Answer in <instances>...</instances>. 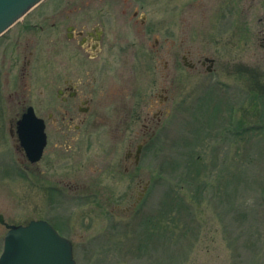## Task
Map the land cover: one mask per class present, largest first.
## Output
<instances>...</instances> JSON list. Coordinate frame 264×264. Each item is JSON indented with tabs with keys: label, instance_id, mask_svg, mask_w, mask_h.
<instances>
[{
	"label": "rangeland",
	"instance_id": "1",
	"mask_svg": "<svg viewBox=\"0 0 264 264\" xmlns=\"http://www.w3.org/2000/svg\"><path fill=\"white\" fill-rule=\"evenodd\" d=\"M151 1L48 0L0 39V214L9 225L53 223L72 241L76 264H264V0H200L202 16L198 0H157L156 19L184 4L193 13L187 35L167 39L215 63L172 68L170 103L147 130L121 143L119 133H95L71 144L48 128L43 156L28 165L8 135L12 85L24 83L25 69L29 103L43 111L37 87L54 70L57 41L68 47L74 17L113 25L123 8L150 13ZM158 122L155 143L127 164L128 148ZM149 180L154 189L133 214ZM6 231L0 224V251Z\"/></svg>",
	"mask_w": 264,
	"mask_h": 264
},
{
	"label": "flooded vegetation",
	"instance_id": "2",
	"mask_svg": "<svg viewBox=\"0 0 264 264\" xmlns=\"http://www.w3.org/2000/svg\"><path fill=\"white\" fill-rule=\"evenodd\" d=\"M171 2H163L164 7L170 6ZM157 4V0L151 1V12L148 14L141 12L139 7L131 12L123 8L120 14L115 15V23L111 22L113 25L101 17H74L65 26L68 47L61 40L57 41L50 55L54 70L41 79L37 87L44 99L43 111L37 109L38 105L29 103L32 87L30 80L25 81L26 70L22 69L24 83L12 85L7 96L10 112L7 132L26 165L35 163L29 162L19 140V122L34 126L40 119L46 135L45 147L49 142L48 128L63 131L65 139H72L71 144H76L81 134L89 137L95 133L103 134L104 138L106 133H119L121 143L126 133L141 127L147 130L155 112H161L170 103L172 68L184 66L195 70L198 64L207 71L213 69V57L199 54L195 61L190 49L184 46V39L179 42L167 39L175 32L187 35L192 25L188 15L193 13L188 14L186 4L179 6L178 11L171 7L166 11L164 8L165 15L156 19L159 14ZM202 7L198 0L194 5L195 15L202 16ZM27 17L13 28L22 25ZM108 27H112L111 33ZM129 30L132 40L128 37ZM159 36L164 38L159 39ZM23 63L29 66L30 60ZM109 68H113L112 71L108 72ZM156 68L162 78L157 90L154 78ZM105 71L108 76L100 77ZM159 126L160 122L134 150L128 148L125 156L127 164L137 163L155 143L156 128ZM147 188L148 184L142 194Z\"/></svg>",
	"mask_w": 264,
	"mask_h": 264
},
{
	"label": "water",
	"instance_id": "3",
	"mask_svg": "<svg viewBox=\"0 0 264 264\" xmlns=\"http://www.w3.org/2000/svg\"><path fill=\"white\" fill-rule=\"evenodd\" d=\"M39 0H0V33L20 18ZM38 140L25 138L23 146L32 152L34 160L41 155L44 146L42 125L38 128ZM23 132L20 131L22 137ZM34 142V143H33ZM0 223H4L0 215ZM4 235L0 264H74L70 242L60 236L43 220H32L27 225H8Z\"/></svg>",
	"mask_w": 264,
	"mask_h": 264
},
{
	"label": "bare ground",
	"instance_id": "4",
	"mask_svg": "<svg viewBox=\"0 0 264 264\" xmlns=\"http://www.w3.org/2000/svg\"><path fill=\"white\" fill-rule=\"evenodd\" d=\"M46 1H48V0H45L44 2H42L38 7H36L32 12H30V13L28 14V16L31 15V14H32L36 9H38L40 6H42ZM12 29H13V28H12ZM12 29H10L9 31H7L6 34H7L8 32H10ZM6 34H4L3 36H5ZM3 36H1L0 39H1Z\"/></svg>",
	"mask_w": 264,
	"mask_h": 264
}]
</instances>
